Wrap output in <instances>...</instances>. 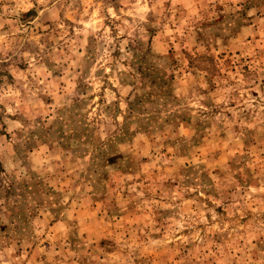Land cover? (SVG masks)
<instances>
[{
  "label": "rangeland",
  "instance_id": "obj_1",
  "mask_svg": "<svg viewBox=\"0 0 264 264\" xmlns=\"http://www.w3.org/2000/svg\"><path fill=\"white\" fill-rule=\"evenodd\" d=\"M0 264H264V0H0Z\"/></svg>",
  "mask_w": 264,
  "mask_h": 264
}]
</instances>
